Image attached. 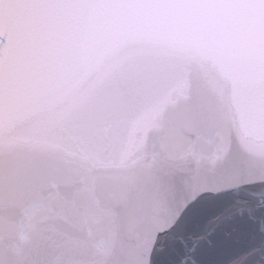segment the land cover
Returning <instances> with one entry per match:
<instances>
[{
    "label": "snow or ice",
    "instance_id": "1",
    "mask_svg": "<svg viewBox=\"0 0 264 264\" xmlns=\"http://www.w3.org/2000/svg\"><path fill=\"white\" fill-rule=\"evenodd\" d=\"M198 7L0 0V264H264V47Z\"/></svg>",
    "mask_w": 264,
    "mask_h": 264
},
{
    "label": "clouds",
    "instance_id": "2",
    "mask_svg": "<svg viewBox=\"0 0 264 264\" xmlns=\"http://www.w3.org/2000/svg\"><path fill=\"white\" fill-rule=\"evenodd\" d=\"M213 22L230 50L243 53L264 47V0H189ZM8 5H5L7 8Z\"/></svg>",
    "mask_w": 264,
    "mask_h": 264
}]
</instances>
